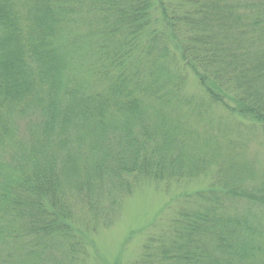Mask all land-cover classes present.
Segmentation results:
<instances>
[{
    "label": "trees",
    "instance_id": "trees-1",
    "mask_svg": "<svg viewBox=\"0 0 264 264\" xmlns=\"http://www.w3.org/2000/svg\"><path fill=\"white\" fill-rule=\"evenodd\" d=\"M246 120L264 133V0H0V264H88L81 206L113 218L208 147L217 180L138 264H264Z\"/></svg>",
    "mask_w": 264,
    "mask_h": 264
},
{
    "label": "rangeland",
    "instance_id": "rangeland-1",
    "mask_svg": "<svg viewBox=\"0 0 264 264\" xmlns=\"http://www.w3.org/2000/svg\"><path fill=\"white\" fill-rule=\"evenodd\" d=\"M197 83V82H195ZM191 81L188 91L196 92L197 87ZM211 109L217 118L226 117L227 110L223 106L210 101ZM200 125V124H199ZM248 120L243 126L242 136L246 142V154L258 160L260 170L264 169V133L254 134L249 130ZM236 137L234 133L221 140L224 146ZM209 161L205 159L200 168H188L179 162L183 171L169 177L152 176L131 179V190L120 194L115 204V216L103 214L102 207L89 210L80 207L84 232L94 238L95 245L90 248L88 264H138L145 253V245L152 236L160 235L171 226L183 207L200 202V192L212 187L217 180L218 164L221 163V148H207ZM200 152V151H198ZM204 150L202 151V153ZM220 158V159H219ZM209 162H215L211 164ZM208 163V164H207ZM182 175V176H181ZM116 176H118L116 174ZM176 176L180 178H176ZM105 200V199H104ZM110 206V205H108ZM79 209V207H78Z\"/></svg>",
    "mask_w": 264,
    "mask_h": 264
}]
</instances>
